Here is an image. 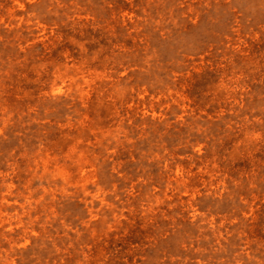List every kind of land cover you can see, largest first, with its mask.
I'll return each instance as SVG.
<instances>
[{
    "label": "rangeland",
    "instance_id": "rangeland-1",
    "mask_svg": "<svg viewBox=\"0 0 264 264\" xmlns=\"http://www.w3.org/2000/svg\"><path fill=\"white\" fill-rule=\"evenodd\" d=\"M0 264H264V0H0Z\"/></svg>",
    "mask_w": 264,
    "mask_h": 264
}]
</instances>
